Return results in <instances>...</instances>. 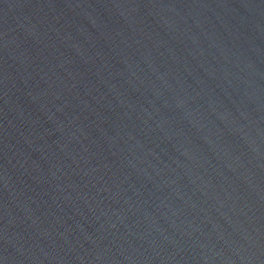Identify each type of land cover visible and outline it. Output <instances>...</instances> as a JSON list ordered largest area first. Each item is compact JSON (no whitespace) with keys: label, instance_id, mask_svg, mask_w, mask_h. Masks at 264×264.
Masks as SVG:
<instances>
[{"label":"water","instance_id":"95a60500","mask_svg":"<svg viewBox=\"0 0 264 264\" xmlns=\"http://www.w3.org/2000/svg\"><path fill=\"white\" fill-rule=\"evenodd\" d=\"M0 264H264V0H0Z\"/></svg>","mask_w":264,"mask_h":264}]
</instances>
